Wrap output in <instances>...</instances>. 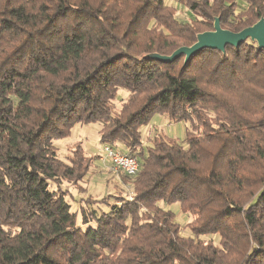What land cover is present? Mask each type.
Returning a JSON list of instances; mask_svg holds the SVG:
<instances>
[{
	"label": "trees",
	"instance_id": "obj_1",
	"mask_svg": "<svg viewBox=\"0 0 264 264\" xmlns=\"http://www.w3.org/2000/svg\"><path fill=\"white\" fill-rule=\"evenodd\" d=\"M179 1L199 17L165 0H0V264H264V48L146 57L193 45L216 18L241 31L264 0ZM156 114L184 123L185 142L142 148ZM97 122L139 171L133 196L81 206L78 224L61 183L93 156L79 141L68 164L56 140ZM161 202L193 215L190 234Z\"/></svg>",
	"mask_w": 264,
	"mask_h": 264
},
{
	"label": "rangeland",
	"instance_id": "obj_2",
	"mask_svg": "<svg viewBox=\"0 0 264 264\" xmlns=\"http://www.w3.org/2000/svg\"><path fill=\"white\" fill-rule=\"evenodd\" d=\"M233 1L239 5L237 10L245 6L244 0ZM165 2L173 6V9L174 7L177 9V12L174 9L176 17L183 22H190L196 16L199 17L179 0H165ZM129 94L130 92L127 89L120 88L116 104L120 106ZM100 127L101 124L98 122L77 124L68 137L56 140V145L59 148V157L68 164L71 163V160H77L78 158L77 154L72 152V150L76 147H74V144L79 141L82 142L87 156H93V158H86L89 163V170L84 176L71 181L69 179L63 180L61 183V189L66 195L68 202L72 205V211L78 212V224L82 222L81 206L93 205L96 208L107 210L112 204H121L122 198L134 195L131 184L134 179L114 170L112 162L103 151L105 144L100 141ZM185 129L184 123H172L165 115L156 114L149 124L141 128L144 140V144L141 147L144 148L143 146L145 145H151L152 141L154 142L157 139L167 138L163 137L162 133L184 143ZM119 149L124 151L120 146ZM132 149L135 153L141 151L138 148ZM161 205L166 209H171L175 213L177 221L182 224L183 233L190 234L188 223L194 218L193 215L190 212H183L178 203L169 205L161 202ZM211 238L213 237L205 236L206 241ZM214 239L218 243L219 238L214 236Z\"/></svg>",
	"mask_w": 264,
	"mask_h": 264
},
{
	"label": "water",
	"instance_id": "obj_3",
	"mask_svg": "<svg viewBox=\"0 0 264 264\" xmlns=\"http://www.w3.org/2000/svg\"><path fill=\"white\" fill-rule=\"evenodd\" d=\"M250 39L256 42L259 48H264V17L253 25L234 32L221 26L219 18L214 21V29L201 32L197 35L196 42L191 46H182L175 50L171 55H161L158 53L147 54L146 57L170 62L182 55H185L187 61L189 57L204 48L217 49L225 52L226 47L238 46L241 42Z\"/></svg>",
	"mask_w": 264,
	"mask_h": 264
},
{
	"label": "built area",
	"instance_id": "obj_4",
	"mask_svg": "<svg viewBox=\"0 0 264 264\" xmlns=\"http://www.w3.org/2000/svg\"><path fill=\"white\" fill-rule=\"evenodd\" d=\"M103 151L117 172L133 176L139 171V160L136 156L128 155L110 144H105Z\"/></svg>",
	"mask_w": 264,
	"mask_h": 264
}]
</instances>
